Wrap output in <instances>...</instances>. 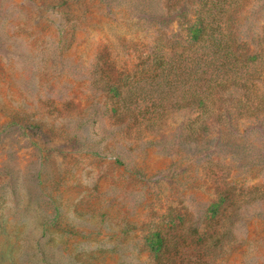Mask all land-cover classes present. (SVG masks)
<instances>
[{"label": "rangeland", "instance_id": "1", "mask_svg": "<svg viewBox=\"0 0 264 264\" xmlns=\"http://www.w3.org/2000/svg\"><path fill=\"white\" fill-rule=\"evenodd\" d=\"M166 3L0 0V264H139L152 210L197 219L234 194L221 264H264V115L210 120L186 140L197 113L171 111L129 137L91 86L99 53L121 66L132 42L178 30ZM232 29L264 52V0H247ZM252 189L263 198L246 202Z\"/></svg>", "mask_w": 264, "mask_h": 264}, {"label": "trees", "instance_id": "2", "mask_svg": "<svg viewBox=\"0 0 264 264\" xmlns=\"http://www.w3.org/2000/svg\"><path fill=\"white\" fill-rule=\"evenodd\" d=\"M246 1L167 0L166 8L178 18L175 33L159 29L149 41L132 42L130 59L121 66L111 52L99 53L91 86L107 98L114 124L129 137L133 128L141 135L160 127L171 111L191 110L197 115L186 123L184 137L198 140L210 120L264 115V52L238 40L232 29ZM257 190L249 191L246 202L263 198ZM240 201L234 194L228 204L213 202L197 219L184 207L152 210L151 234L140 245L147 257L139 264H221L226 242L235 243L232 226Z\"/></svg>", "mask_w": 264, "mask_h": 264}]
</instances>
